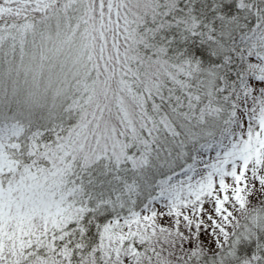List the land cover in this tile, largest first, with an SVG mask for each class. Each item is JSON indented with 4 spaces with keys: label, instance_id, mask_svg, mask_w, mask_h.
<instances>
[{
    "label": "snow or ice",
    "instance_id": "6c2138e0",
    "mask_svg": "<svg viewBox=\"0 0 264 264\" xmlns=\"http://www.w3.org/2000/svg\"><path fill=\"white\" fill-rule=\"evenodd\" d=\"M0 264H264V0H0Z\"/></svg>",
    "mask_w": 264,
    "mask_h": 264
}]
</instances>
